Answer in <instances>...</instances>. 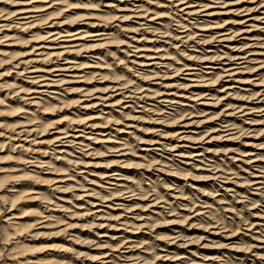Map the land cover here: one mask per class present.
I'll return each mask as SVG.
<instances>
[{
	"label": "rangeland",
	"instance_id": "rangeland-1",
	"mask_svg": "<svg viewBox=\"0 0 264 264\" xmlns=\"http://www.w3.org/2000/svg\"><path fill=\"white\" fill-rule=\"evenodd\" d=\"M191 1L0 0V264H264V0Z\"/></svg>",
	"mask_w": 264,
	"mask_h": 264
},
{
	"label": "bare ground",
	"instance_id": "bare-ground-1",
	"mask_svg": "<svg viewBox=\"0 0 264 264\" xmlns=\"http://www.w3.org/2000/svg\"><path fill=\"white\" fill-rule=\"evenodd\" d=\"M193 2L194 1H191V0H178V4L177 5L179 7H182L181 10L182 11H186V14L188 16H192L193 13L190 10L194 6H192L190 4L193 3ZM44 9H48V8H44ZM207 9H209V8H207ZM34 12H35V10H32L30 8H24V7L23 8H20L15 13V15H18L17 16L18 18H16V19L17 20H23V24L32 22L36 18V15L33 14ZM207 16H209V15H207ZM49 27H51V28L53 27V28L51 30L47 31L48 36L46 37V39L47 38L48 39L51 38L50 40H48V42H50L51 44H53L56 47L48 48L47 45L46 46L40 45V46L36 47V49L43 48V49H52V50L59 51V53H50V56H55V55H58V56L69 55V53L72 52L71 50L74 47H76V46H74L72 44V42L76 39V38H73V36L77 35L78 33H81L83 30H78V31H75V32L72 33L69 30H64L62 27H59V28H56L55 26H49ZM101 35H105V34H103L101 32H96V33H92V34L88 35V37H95V36H101ZM67 37H70L72 39L69 38V40H67ZM62 58L63 59H66V61L63 62V65H65V66H63V68H54V69H51L49 71H48V68L46 70V69H44L42 67H39V66H33L32 67L31 65L30 66H27V67H24L23 69L21 68L22 71L28 69V71L26 73L30 74V77H28L29 78V82H27V83H29V85L31 87V91H30V93L28 95H31V93H33V94H42V93L48 91V89H50L51 87H54L55 84L59 82V80L61 78L60 72H70L71 71L70 68L67 67V64L74 63V62H72L71 60H68V59H71V58H68V57H65V58L62 57ZM187 69L188 70H195L196 68L188 67ZM228 69H229L228 72L230 73L231 71H233V69H236V68H228ZM38 73H41V74H38ZM229 73H227V74H229ZM68 77H78V76L73 75V76H68ZM62 81H64L63 78H62ZM256 85L258 86V85H262V84H256ZM230 88H232V87H230ZM230 88H228V89H230ZM50 93H55V91L52 90V91H50ZM123 97H129V96H123ZM257 98H259V97H257ZM28 99H34V97H31V98H28ZM103 101H107V98H105ZM30 104L33 105L34 103H32V101H31ZM244 108H246V107H244ZM226 126H228V125H225L223 127H226ZM73 131L75 132V131H78V130H73ZM121 132L122 131L119 130V133H121ZM56 133H58V135L55 137L54 142H67V139H71L72 138L73 141H70L71 143H73V144H79V145H82L83 144L81 141H79V138L81 137V135H79V134H73L72 132L70 133L69 131L64 132L62 130H58ZM179 138L180 139H183L184 137L181 136ZM84 139H87L88 140L90 138L89 137H85ZM62 144H64V143H62ZM174 149H176V148H174ZM27 163H29V162L27 161ZM31 167H33V166H31ZM112 171H114V173ZM109 172H111V173L107 174L104 177H111L112 175H118L117 173H115V170H110ZM39 182H40L39 180H36L35 181V183H39ZM57 182H59V180H54L53 183H57ZM256 183H260V182H256ZM38 193L39 192H37L36 190H34L30 194H38ZM36 198H38V197H30V201H37ZM38 199H40V198H38ZM19 218L20 217H18V216L11 217V219H19ZM40 223L41 222H37L36 225L37 224H40ZM31 226L33 227V225H30V227ZM118 237H121V236H118ZM124 239H126V241L122 245H127V244H130V243L133 242V239L132 238L130 239V237H127V238H124ZM29 246L30 245H23L22 248H28ZM122 247L124 248V246H122ZM105 257H109V255L106 254V255L103 256V258H105ZM28 263H31V262H27V264Z\"/></svg>",
	"mask_w": 264,
	"mask_h": 264
}]
</instances>
